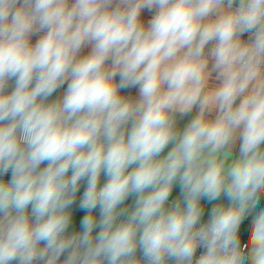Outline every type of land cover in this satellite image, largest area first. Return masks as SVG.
I'll return each instance as SVG.
<instances>
[{
    "label": "clouds",
    "instance_id": "obj_1",
    "mask_svg": "<svg viewBox=\"0 0 264 264\" xmlns=\"http://www.w3.org/2000/svg\"><path fill=\"white\" fill-rule=\"evenodd\" d=\"M262 197L264 0H0V264H264Z\"/></svg>",
    "mask_w": 264,
    "mask_h": 264
},
{
    "label": "crops",
    "instance_id": "obj_2",
    "mask_svg": "<svg viewBox=\"0 0 264 264\" xmlns=\"http://www.w3.org/2000/svg\"><path fill=\"white\" fill-rule=\"evenodd\" d=\"M143 15H144L145 19L148 18V16H149V14H148L147 12H145ZM85 51H87V50H85ZM58 94H59V92L56 93V94H54V95H58ZM131 94L134 95V94H135V90H131ZM187 119H188V118H185V120H184L183 122H186ZM183 122H182V123H183ZM102 182H103V177H102ZM177 194H178V188L175 189V190L173 191V194H172V197H171V198H174ZM128 202L130 203L131 201L129 200ZM261 202L264 203V197H262ZM210 207H211V205H207V207H206V215H205V219H207V210H208ZM78 219H79V217H78Z\"/></svg>",
    "mask_w": 264,
    "mask_h": 264
},
{
    "label": "water",
    "instance_id": "obj_3",
    "mask_svg": "<svg viewBox=\"0 0 264 264\" xmlns=\"http://www.w3.org/2000/svg\"><path fill=\"white\" fill-rule=\"evenodd\" d=\"M8 177H5V179H7ZM259 208H264V203L260 202V205L258 206V210Z\"/></svg>",
    "mask_w": 264,
    "mask_h": 264
}]
</instances>
